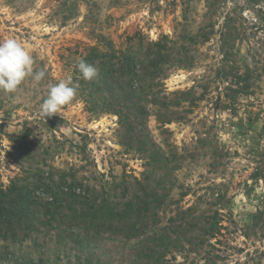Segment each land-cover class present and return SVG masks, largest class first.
I'll use <instances>...</instances> for the list:
<instances>
[{
  "label": "rangeland",
  "instance_id": "374dc122",
  "mask_svg": "<svg viewBox=\"0 0 264 264\" xmlns=\"http://www.w3.org/2000/svg\"><path fill=\"white\" fill-rule=\"evenodd\" d=\"M8 37L46 75L0 90V183L66 172L115 189L120 202L145 192L160 206L142 214L144 237L122 236L130 229L121 223L75 244L53 224L10 244L5 264H264V0H0ZM163 37V76L142 96L147 113L132 132L86 110L108 100L84 99L88 88L74 79L87 48L139 54ZM68 76L76 96L40 116L48 84Z\"/></svg>",
  "mask_w": 264,
  "mask_h": 264
},
{
  "label": "trees",
  "instance_id": "16d2710c",
  "mask_svg": "<svg viewBox=\"0 0 264 264\" xmlns=\"http://www.w3.org/2000/svg\"><path fill=\"white\" fill-rule=\"evenodd\" d=\"M163 40L166 38L150 43L147 49L141 48L139 54L132 51L116 52L111 47L105 52H100L98 46L87 48L80 60L98 67L99 75L87 81L79 73L75 74L74 79L80 78L79 84L88 88V92L84 91V99L103 95L111 100L104 101L100 106L90 103L86 110L90 113L103 111L113 114L118 118L120 126L132 132V122L147 113L142 96L149 97L148 94L159 84L156 80L163 76L161 55L167 50ZM153 97L150 99L156 103ZM54 176L57 177L55 180ZM31 180L29 182L25 179L24 182L22 178H16L6 187L0 183V241L7 250L4 260L0 258L2 264L15 258L9 251L10 244L32 240L39 234L38 227H52L53 224L65 226L60 233L70 237L75 244L81 243V237L83 242L97 239L106 231L111 233L117 230L119 233L121 223L125 224L124 229H130L127 236H122L144 237L145 231L137 228L138 223L143 226L142 221L147 220L142 214L160 206L155 195L145 192L143 197L131 196L125 202H120L115 189L98 191L66 172L51 174L45 180L39 172ZM38 192L42 196L37 195ZM72 226H76L82 234L74 233ZM216 227L217 224H211L206 231L207 235L213 237ZM57 237L61 238L60 235ZM26 263L16 258L12 264Z\"/></svg>",
  "mask_w": 264,
  "mask_h": 264
},
{
  "label": "clouds",
  "instance_id": "9594fccd",
  "mask_svg": "<svg viewBox=\"0 0 264 264\" xmlns=\"http://www.w3.org/2000/svg\"><path fill=\"white\" fill-rule=\"evenodd\" d=\"M34 59L29 50L17 39L8 37L0 39V90L15 92L26 78L39 84L45 78L43 70H33ZM76 69L82 78L91 81L99 75L98 67L81 59ZM78 84L68 76L55 84H48L46 98L40 104V116L47 118L58 115L63 106L69 104L76 96Z\"/></svg>",
  "mask_w": 264,
  "mask_h": 264
}]
</instances>
